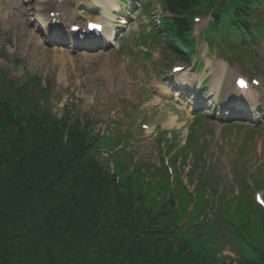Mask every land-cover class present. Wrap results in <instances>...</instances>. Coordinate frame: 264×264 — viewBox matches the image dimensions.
I'll use <instances>...</instances> for the list:
<instances>
[{
  "label": "rangeland",
  "instance_id": "obj_1",
  "mask_svg": "<svg viewBox=\"0 0 264 264\" xmlns=\"http://www.w3.org/2000/svg\"><path fill=\"white\" fill-rule=\"evenodd\" d=\"M143 1L146 4L140 7L136 0H114L106 9L103 5L109 0H0V70L3 72L0 76H10L18 82L38 81L39 90L48 85L47 100L52 111L76 112L84 120H91L95 131H102L107 125H115L122 131L129 128L132 134L129 143L138 151L137 161L146 159L155 163L160 150L166 149V139L172 136L165 131L157 134L158 127L176 131L173 139L179 148L188 142L191 155L187 157V164L195 160L197 170L208 171L210 189L223 191L217 213L221 215L209 214L206 205L199 212V206L195 208L194 204L188 206V214L199 217V222L214 216L213 234L228 232L225 222L228 217L229 223L240 226L246 243L252 248L249 256L252 263L259 264L255 256L264 247V225L258 227L261 217L264 223L261 208L250 193L243 200H248V206L251 204V211L243 214L241 206L245 207L246 202L240 204L241 198L235 195L243 182H249L254 187V196L260 191L264 198V110L258 111L264 108V92L260 85L251 83L252 89L240 93L233 80L241 73L242 66L239 63L231 68L220 66L222 60L215 52L200 55L203 65L197 72L192 70V63L184 70H172L173 65L183 63L178 56H170L164 45L166 21H159L160 16L173 18L167 0ZM195 15V36L201 41V50L204 29L212 19L203 13ZM122 17L126 19L124 23L119 21ZM89 18L100 20L108 25L107 29L96 38L78 37L72 31V24L85 27ZM259 48L260 59L250 64L254 68L248 78L252 80V74H256L264 82V41ZM182 74L191 78L187 84L180 82ZM208 75L211 83L207 88L214 98L211 102L209 95L202 97L198 92ZM177 84L186 90L178 93L174 90ZM191 91L194 92L190 94ZM231 94L252 100L254 116L217 120L216 116L223 118L228 114L222 111L221 105ZM199 101H205L209 107L202 109L208 115L196 118L191 124L193 115L200 111L196 106ZM235 121L239 123L233 124ZM188 132H191L189 136ZM180 158L176 160L177 165ZM208 163L211 167L207 170ZM198 175L181 171L175 177L168 174V185L172 187L169 186L168 193H173L180 204L185 201L180 188L183 186L188 191L189 186L190 190L194 188L190 194L198 203L203 198L202 190L192 184ZM233 178L239 187H229ZM257 179H261L258 184ZM228 194L231 198L225 199ZM247 218L251 222L248 228L241 225ZM187 220L186 215L183 223ZM230 235L218 239L222 247L214 249L217 255L214 264L244 259L240 243Z\"/></svg>",
  "mask_w": 264,
  "mask_h": 264
},
{
  "label": "trees",
  "instance_id": "obj_2",
  "mask_svg": "<svg viewBox=\"0 0 264 264\" xmlns=\"http://www.w3.org/2000/svg\"><path fill=\"white\" fill-rule=\"evenodd\" d=\"M212 1L167 0L173 18L164 19L163 31L176 53L192 57V14L202 2L211 9ZM263 9L264 0H227L216 11L217 37L246 53ZM37 84L0 76V264H214L222 235L213 234V219L199 222L188 214L193 204L204 211L203 178V198L196 203L181 186L185 201L179 204L168 193L164 164L138 161L130 169L133 154L113 128L95 131L76 112L52 111L49 86ZM248 195L238 200L246 202L243 214L251 211L243 200ZM228 220L244 256L230 264H253L240 226ZM257 251L264 264V247Z\"/></svg>",
  "mask_w": 264,
  "mask_h": 264
},
{
  "label": "bare ground",
  "instance_id": "obj_3",
  "mask_svg": "<svg viewBox=\"0 0 264 264\" xmlns=\"http://www.w3.org/2000/svg\"><path fill=\"white\" fill-rule=\"evenodd\" d=\"M114 0H109V2H107V4L106 5H103V7H105L106 9H108L107 7H109V6H111V4H113L114 2H113ZM43 13V12H42ZM60 14H62V12H59V15ZM120 22H125L126 21V19L124 18V17H122V19L121 20H119ZM94 34V37L96 38L98 35H99V32H95V33H93ZM97 41H99L100 40V38L99 39H96ZM111 42H113L114 43V41H111ZM56 50V49H55ZM177 95H178V93H176ZM170 122H172V120H170Z\"/></svg>",
  "mask_w": 264,
  "mask_h": 264
},
{
  "label": "snow or ice",
  "instance_id": "obj_4",
  "mask_svg": "<svg viewBox=\"0 0 264 264\" xmlns=\"http://www.w3.org/2000/svg\"><path fill=\"white\" fill-rule=\"evenodd\" d=\"M240 83H241V84H244V82H243V81H240ZM261 202H262V203H264V200H262Z\"/></svg>",
  "mask_w": 264,
  "mask_h": 264
}]
</instances>
